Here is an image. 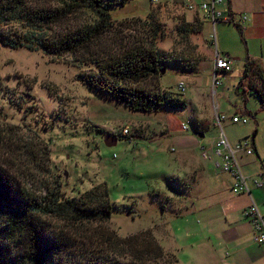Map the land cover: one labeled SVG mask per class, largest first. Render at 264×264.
Segmentation results:
<instances>
[{"label": "rangeland", "instance_id": "374dc122", "mask_svg": "<svg viewBox=\"0 0 264 264\" xmlns=\"http://www.w3.org/2000/svg\"><path fill=\"white\" fill-rule=\"evenodd\" d=\"M233 1L253 26L241 36L232 25L217 24L216 50L234 59L237 70L249 51L261 60L258 61L264 75V0ZM57 4L58 0H26L29 7ZM252 5L258 7L254 21L245 11ZM109 15L114 30L102 37L103 48L92 50L100 53L103 49L112 54L120 43L148 41L155 32V48L179 61L166 64L163 73L148 78L142 85L176 96L185 106L150 113L128 110L77 79L79 74L93 70L87 64L90 54L78 52L56 58L40 50L9 49L0 44V166L34 195L45 193L54 184L60 185L65 197L105 185L114 211L106 222L89 225L90 230L121 238L146 232L166 254L158 262L147 264H179L170 231L173 226L187 224L174 218L183 213L185 204L180 198L189 195L178 187L179 180L172 173L178 168H200L202 162L205 168L214 169L196 150L193 121L197 117L208 118L215 112V105L227 106L230 113L234 103L237 107L245 104L251 116L246 131L253 126L254 118L259 130L256 141L264 150V110L254 96L245 93L244 100L241 89L234 92L233 76H219L222 86L215 95L209 84L204 85L207 78L210 82L209 66L214 54L208 39L210 26L204 23L202 31L189 26L197 23L195 17L201 19L185 11L176 0H134L110 8ZM93 19L90 11L81 9L52 25L46 34L84 26ZM152 20L157 28L153 22L149 25ZM6 26L12 32L23 30L18 22ZM179 83L184 84L183 92L178 89ZM182 124L186 131L181 130ZM244 126L230 124L224 131L228 135L240 134L245 131ZM208 129L201 139L203 143L216 136L211 125ZM105 135L115 136V145L106 147ZM187 135L194 138L190 143ZM173 137L179 138L181 144L175 146ZM39 152L47 158L40 166L48 171L40 169L32 158ZM169 177L177 180L176 186L169 185ZM47 222L54 230L67 227L56 219L49 218ZM175 228L177 233L185 232Z\"/></svg>", "mask_w": 264, "mask_h": 264}, {"label": "trees", "instance_id": "16d2710c", "mask_svg": "<svg viewBox=\"0 0 264 264\" xmlns=\"http://www.w3.org/2000/svg\"><path fill=\"white\" fill-rule=\"evenodd\" d=\"M131 1L134 0H58L52 7H29L26 0H0V44L9 49L40 50L56 58L78 52L90 54L87 64L93 70L77 76L90 89L131 111L181 109L185 103L180 98L142 85L148 78L161 74L166 64L179 61L155 48V32L152 41L120 43L112 54L103 49L100 53L92 50L101 47L105 33L114 30L110 8ZM81 9L94 15L91 23L46 34L52 25ZM195 21L189 26L202 31L204 22L197 17ZM9 22H18L25 30L8 31ZM152 22L157 28L153 20L149 25ZM122 39L119 38L120 42ZM257 95L260 106H264L263 94ZM196 131L194 128L193 132ZM32 158L38 161L40 169L48 171L40 166L47 161L45 154L39 152ZM175 182L174 177L168 178L169 185L176 186ZM62 193L60 185L54 184L45 193L34 195L0 166V264H147L166 255L146 232L121 238L90 230L89 225L106 222L114 211L105 185L94 186L74 197ZM49 218L67 227L54 230L47 224Z\"/></svg>", "mask_w": 264, "mask_h": 264}, {"label": "crops", "instance_id": "0c3cea01", "mask_svg": "<svg viewBox=\"0 0 264 264\" xmlns=\"http://www.w3.org/2000/svg\"><path fill=\"white\" fill-rule=\"evenodd\" d=\"M195 1L200 2L201 0ZM258 7L260 8L261 6L258 4ZM258 7L254 5L249 9L246 7L245 11L246 13L248 11L250 12L251 21H254L256 12H258ZM223 8H226L235 19L245 16L242 15V13H245L243 9L237 7L233 0H227V2L222 0L218 9ZM190 13L198 16L204 23L209 24L202 18V14L199 11ZM248 22V19L245 18L242 22L236 24L224 21L216 23L214 26L216 48L217 38L215 27L217 24L232 25L242 36L244 32L249 33V28L253 26H250ZM245 24L246 26L243 28ZM215 52L218 53L216 49ZM220 56L228 58L232 65L229 72H219L218 77L221 75L233 76L234 79H236V84L234 85L233 83L231 86L234 92L241 89L244 100V94L248 93L258 99L261 104L257 95L263 94L264 96V75L261 63L259 62L261 60L256 58L253 54L250 55L248 51L245 60L241 62L242 65L240 69L237 70L235 68L234 59L227 54ZM212 64L209 66L210 74ZM207 84L211 87V78L210 82L207 78V83L205 82L204 85ZM221 86L222 83L217 88ZM216 90L217 89L214 91V95ZM223 96L224 94H222V97ZM230 107H232V112L229 113L227 111V106L222 107L215 105V112L213 114L211 113L208 118L204 119L197 117V120L195 119L193 122L194 128L197 129L198 132L196 131L197 134L193 132L196 134L194 135L195 137H193L197 141V144H195L196 150L197 145L208 146L211 140L216 139L219 131L214 126V120L215 114H219L224 116V125H221V128L230 144L237 143L243 139H249L251 155L246 156L239 154L237 158L241 172L247 178L249 195L232 194L230 191L231 180L229 176L215 169L205 168L203 162L200 168H178L176 173H172V175H175L179 180L180 185L178 187L184 190L185 194L189 195L180 198L184 202L183 204H185L183 213L176 215L174 218V220H180L179 223L187 222L185 227L176 225L184 229L185 232L177 233V231H175L176 226H173L170 231V236L174 239L173 243H176L175 254L179 264H264V247L253 242L251 226L242 216L243 210L250 203L251 199L264 218V150L256 141L259 130L254 118H252L254 120L253 126L248 128L249 131H246L247 129L245 127H247V123L249 122L247 119H250L251 116L250 113L246 111L245 104L243 107H237L234 103V105ZM260 109L264 110V106L262 105ZM233 116L245 118V123H231L230 118ZM207 120L209 122H207ZM230 124L246 125L244 126L245 131L240 134L228 135L224 129L225 127L228 128ZM209 125L213 128L212 130L216 131V136L214 135L215 137L213 136L212 139H206L204 142H207L203 143L201 139H204L206 130L207 132L209 131ZM201 134L202 137L199 138ZM193 137L188 136L187 142L190 143V139H194ZM172 139L175 140V146L181 144L179 138L173 137L171 140ZM253 180H260L262 183L260 186L256 187L253 184ZM189 190H191L192 196ZM176 234H180L182 238L179 239V235L177 236ZM173 239L171 240L173 241Z\"/></svg>", "mask_w": 264, "mask_h": 264}, {"label": "built area", "instance_id": "2783aa9c", "mask_svg": "<svg viewBox=\"0 0 264 264\" xmlns=\"http://www.w3.org/2000/svg\"><path fill=\"white\" fill-rule=\"evenodd\" d=\"M157 2L158 0H152ZM184 10L194 12L199 11L202 14V18L205 19L211 27L208 39L211 46L214 49L213 64L211 70V91L217 89L221 84L218 77V73H226L231 69V61L228 58L220 56L215 52L216 40L214 34V26L216 23L224 21L231 23H239L245 19V16L235 19L226 8L218 9L222 0H201L196 2L195 0H176ZM178 89L180 92L185 90L184 84L179 83ZM224 121V116L216 114L214 120V126L218 129V135L216 139L211 140L208 146H201L199 144V156L204 161L210 162L214 169L226 173L230 180V191L232 194H246L249 195V188L247 185V178L241 172L238 164V155H251V145L249 139H243L237 143L230 144L223 134L221 125ZM231 123H245V118L240 116H233L230 118ZM181 129L186 131V126L182 125ZM262 181L253 180V184L258 187ZM243 218L249 223L252 229L253 242L259 246L264 247V218L258 210L255 203L250 199V203L242 212Z\"/></svg>", "mask_w": 264, "mask_h": 264}, {"label": "water", "instance_id": "95a60500", "mask_svg": "<svg viewBox=\"0 0 264 264\" xmlns=\"http://www.w3.org/2000/svg\"><path fill=\"white\" fill-rule=\"evenodd\" d=\"M161 73H163V68L161 69ZM202 137V134L199 136V138ZM115 142H116V137L115 136H112V135H105L104 136V145L106 147H110V146H113L115 145Z\"/></svg>", "mask_w": 264, "mask_h": 264}]
</instances>
